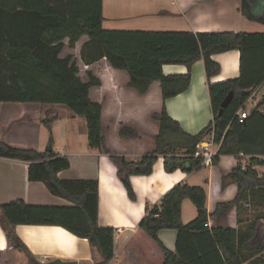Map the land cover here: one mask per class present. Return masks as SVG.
<instances>
[{
  "label": "trees",
  "instance_id": "obj_1",
  "mask_svg": "<svg viewBox=\"0 0 264 264\" xmlns=\"http://www.w3.org/2000/svg\"><path fill=\"white\" fill-rule=\"evenodd\" d=\"M239 2L245 20L264 26V0ZM102 22V0H0V105L19 103L23 109L22 116L12 119L4 131L17 122L40 123L50 131L56 116L44 112V106L63 105L85 120L89 149L110 154L101 134L102 105L92 102L89 96L90 89L99 87L100 81L91 71L81 77L78 60L71 53L63 54L65 48L75 50L81 42L78 56L83 66L105 60L113 70L126 72L127 87L140 95L157 82L163 101L185 92L192 65L199 60L204 64L212 114L207 126L195 135L188 134L163 107L153 116L159 130L151 153L132 160L110 155L128 199L135 200L130 176L150 175L158 157L162 158L166 173L201 168L200 160L191 155L211 134L219 145L218 156L248 154L250 115L243 123H238L235 115L244 109L254 90L264 86V62H261L264 33L116 31L103 29ZM230 50L240 54V77L211 84L210 78L220 71L212 55ZM255 62L260 66L259 72L246 77V64ZM164 65L184 66L187 71L183 75L165 76ZM230 92L232 99L219 114L221 103ZM252 113L257 114V108ZM120 135L136 137L129 129H122ZM0 157L26 162L29 182L44 184L51 195L74 205L31 207L21 200L0 204V226L13 249L28 255L14 235L15 225L60 226L88 241L96 257L94 264L110 263L114 257L115 231L98 226L96 180L59 179L58 173L67 170L70 164L52 151L37 152L0 140ZM227 178L236 184V196L231 202L217 203L211 216L220 218L235 205L237 229L205 227L208 215L204 189L177 185L163 196L158 206L147 208L138 224L136 236L143 251L148 252L152 245L160 254V264H264V233L263 245L252 244L257 226L264 228V176L235 167ZM184 200H189L197 212L187 224H183L181 217ZM256 206H261V210L253 215L254 219L240 218V213ZM245 222H248L246 231H242L240 225ZM165 229L177 231L174 251L168 250L158 238V232Z\"/></svg>",
  "mask_w": 264,
  "mask_h": 264
},
{
  "label": "crops",
  "instance_id": "obj_2",
  "mask_svg": "<svg viewBox=\"0 0 264 264\" xmlns=\"http://www.w3.org/2000/svg\"><path fill=\"white\" fill-rule=\"evenodd\" d=\"M102 12V27L105 30L264 33L254 27L264 26L242 17L239 0H102ZM211 59L220 67L219 73L210 78L211 84L240 77V54L237 50L214 54ZM85 67L83 73L80 72L81 77L91 71L100 81L99 87L90 89L89 96L92 102L102 105L101 134L110 154L89 149L85 120L77 119L78 116L72 113H65L61 123L63 132L56 138L55 128L61 122L58 110L62 112L63 105L44 106V112L48 111L56 116L50 131L40 123L29 122H17L4 131V127L12 119L22 116L23 109L19 103L0 105V140L37 152H48L45 149L51 143V151L56 156L66 158L70 164L67 170L58 173L59 179L97 181L98 226L115 231L114 257L109 264H160V254L152 245L148 252L143 251L136 230L146 209L158 206L163 196L177 185L187 184L204 189L208 228L217 226L237 229L235 205L220 218L211 216L217 203L231 202L236 196V184L227 178L235 168L233 155L219 156L211 167H201L191 172L178 169L172 173L164 171L162 158L158 157L150 175L130 176L134 201L128 199L117 177V168L110 159V155H115L132 160L151 153L159 130V124L153 116L159 114L163 107L167 115L188 134L195 135L208 125L212 114L203 61L199 60L192 65L188 89L165 101L162 100L157 82L152 83L147 92L140 95L127 87L128 74L113 70L105 60ZM259 67L257 62L247 63L245 76H256ZM186 71L180 65L162 67L165 76L183 75ZM256 108L257 114L253 115L252 111ZM244 110L250 115L247 137L250 144L246 147L247 153L264 156L263 85L258 86L250 95L244 104ZM122 129L134 131L136 137H122ZM27 169L26 162L0 157V204L21 200L31 207H74L67 200L51 195L44 184L29 182ZM260 207L240 213V218L244 221L254 219L253 215L260 212ZM196 215L192 203L184 200L181 206L183 224L192 221ZM247 223L240 225L242 231H246ZM13 231L25 246L28 255L8 244L0 226V264H41V261L49 264L56 260L94 264L96 259L86 239L79 238L60 226L15 225ZM263 233L264 228L259 224L252 244L263 245ZM177 235V231L172 229L158 232L159 240L171 251L175 250Z\"/></svg>",
  "mask_w": 264,
  "mask_h": 264
},
{
  "label": "built area",
  "instance_id": "obj_3",
  "mask_svg": "<svg viewBox=\"0 0 264 264\" xmlns=\"http://www.w3.org/2000/svg\"><path fill=\"white\" fill-rule=\"evenodd\" d=\"M248 112L244 109H240L235 117L237 118L238 123H243L246 119ZM219 145L214 141L213 135L211 134L207 139L202 141L196 146V150L191 155L194 159L200 160L201 167H211L213 161L218 156ZM182 156H190L187 154H182ZM232 158L235 161V167H238L240 170L251 169L256 171V173L262 177L264 176V156H252L245 153H238L233 155ZM257 162H261V165H258ZM205 227H208V223L205 224ZM44 261H41L43 264Z\"/></svg>",
  "mask_w": 264,
  "mask_h": 264
},
{
  "label": "rangeland",
  "instance_id": "obj_4",
  "mask_svg": "<svg viewBox=\"0 0 264 264\" xmlns=\"http://www.w3.org/2000/svg\"><path fill=\"white\" fill-rule=\"evenodd\" d=\"M254 27H256V29L257 30H259L260 32H263L264 31V28L263 27H261V26H254ZM80 45H81V42L77 45V48L75 49V50H69V49H67V48H65L64 49V52H63V54L65 55V54H67V53H71V54H73L74 55V57L78 60V64H79V67H80V72H82L83 73V71L85 70V66H83L80 62H79V56H78V53H79V47H80ZM248 107H250V106H248ZM62 112H61V110H58V114H59V116L61 117V119H60V124H57L56 125V128H55V134H56V138H57V136L59 135V133H62L63 132V127L61 128V123H63L62 121H63V118L65 117V113H71L70 112V110L69 109H67L65 106H62ZM77 119H80L81 121H84V119L82 118V117H79L78 116V118ZM60 125V126H59ZM74 127H73V131H74ZM82 130V129H81ZM84 132V131H83Z\"/></svg>",
  "mask_w": 264,
  "mask_h": 264
},
{
  "label": "water",
  "instance_id": "obj_5",
  "mask_svg": "<svg viewBox=\"0 0 264 264\" xmlns=\"http://www.w3.org/2000/svg\"><path fill=\"white\" fill-rule=\"evenodd\" d=\"M231 99H232V93L230 92V93H228V95L222 101L219 114L222 112V110L224 108L227 107V105L229 104ZM45 150L48 151V152H50L52 150L51 149V143L48 145V147ZM49 264H77V263L76 262H62V261L56 260V261H53L52 263H49Z\"/></svg>",
  "mask_w": 264,
  "mask_h": 264
}]
</instances>
